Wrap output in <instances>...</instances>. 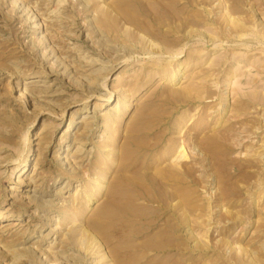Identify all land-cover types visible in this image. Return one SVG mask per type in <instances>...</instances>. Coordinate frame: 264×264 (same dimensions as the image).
<instances>
[{"label":"rangeland","instance_id":"obj_1","mask_svg":"<svg viewBox=\"0 0 264 264\" xmlns=\"http://www.w3.org/2000/svg\"><path fill=\"white\" fill-rule=\"evenodd\" d=\"M0 264H264V0H0Z\"/></svg>","mask_w":264,"mask_h":264},{"label":"bare ground","instance_id":"obj_2","mask_svg":"<svg viewBox=\"0 0 264 264\" xmlns=\"http://www.w3.org/2000/svg\"><path fill=\"white\" fill-rule=\"evenodd\" d=\"M124 13H125V15H127V16H132V15H130V13L127 11V10H125L124 11ZM136 19V18H135ZM172 76V75H171ZM123 96H124V94H119V98H118V100H120L121 98H123ZM108 101H110L111 100V96L107 99ZM224 106V105H223ZM137 131H138V129H137ZM121 180H122V176L116 181V183H115V185L113 186V188L111 189V192H112V195L114 196V198H113V200L112 201H114L115 200V197H116V195H117V192H118V189L120 188V187H123V186H132L134 189H138V188H141V189H143V181H141L140 179H137L136 181H133V180H131L130 181V183H123V182H121ZM138 187V188H137ZM127 201H129V202H127L128 204H131L132 202H133V196L131 195V196H127ZM110 202H111V199H110ZM115 202V201H114ZM113 203V202H112ZM113 206H115V205H113ZM103 214H101V215H103V216H105V215H107V217H111L110 216V214H112L109 210H103ZM76 213L78 214V215H81V212H80V210H77L76 211ZM116 213V212H115ZM118 215H122V214H118ZM119 217V216H118ZM83 240V239H82Z\"/></svg>","mask_w":264,"mask_h":264}]
</instances>
